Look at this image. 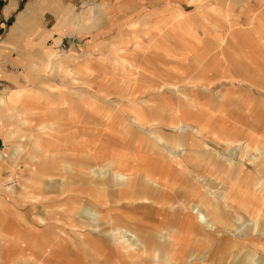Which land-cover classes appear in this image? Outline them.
Here are the masks:
<instances>
[{
	"label": "rangeland",
	"instance_id": "1",
	"mask_svg": "<svg viewBox=\"0 0 264 264\" xmlns=\"http://www.w3.org/2000/svg\"><path fill=\"white\" fill-rule=\"evenodd\" d=\"M120 1L122 6L88 9L86 3L63 0L61 39L49 35L54 15L34 12L17 23L19 7L7 20L0 17V151L5 155L0 176L5 180L16 173L18 192L24 186L22 175L34 179L46 173L42 193V184L30 188L34 202L0 190L2 224L11 229L0 231L5 239L0 257L6 264L113 263L115 243L122 239L118 236L132 239L125 229L141 225L158 236L171 234L174 260L264 264V251L248 240L252 222L238 219L245 210L232 194L226 196L228 203L223 198L231 178L203 154L204 143L214 146L208 130H250L256 110L264 113V0H175L171 7ZM4 2L0 0V14ZM17 90L21 96L15 108L2 106ZM252 143L258 146L257 159L264 160V140L255 137ZM18 145L22 149L14 155ZM168 150L185 164L177 191L142 193L141 184L147 182L143 171L153 162L169 161ZM114 155L128 161L125 182L113 175L117 164L109 161ZM42 162L48 167L43 172ZM195 183L218 206L210 211L202 207L212 228L199 223L190 232L183 203L190 200ZM75 198L106 218L82 229L88 244L61 236L47 246L62 247L60 255H30L35 246L20 236L28 238L34 229L47 232L35 218L52 223V215L62 217ZM23 211L26 221L19 216ZM73 218L82 220L78 214ZM260 218L259 225L264 215ZM257 231L262 235L264 227ZM179 242L186 244L184 252L175 251Z\"/></svg>",
	"mask_w": 264,
	"mask_h": 264
},
{
	"label": "crops",
	"instance_id": "2",
	"mask_svg": "<svg viewBox=\"0 0 264 264\" xmlns=\"http://www.w3.org/2000/svg\"><path fill=\"white\" fill-rule=\"evenodd\" d=\"M114 0H75L77 5L80 3H86L88 9L101 7L107 8L111 6H122V1L118 3H114ZM190 1V0H187ZM63 0H5L3 4L2 14H0L1 20H7L12 13H14L19 7H22L20 13L16 14V22L19 20H24L28 18L31 14L38 13L41 16L44 15H54L56 18V22L53 27L50 28V34L58 38H63L64 35V19L59 15L63 8ZM139 3L142 7L149 6H175V0H137V4ZM128 5V3H127ZM90 10L86 13L87 21H89ZM108 13H111V8ZM182 16L181 13L178 14ZM80 17V16H79ZM169 17V16H167ZM181 17H179L180 19ZM80 21V20H79ZM86 21V22H87ZM89 23V22H88ZM73 28V29H72ZM73 33H79L78 27H72ZM90 28V27H89ZM55 30V32H54ZM78 30V31H77ZM94 30V29H91ZM120 59L124 60V57L120 56ZM116 61V60H115ZM264 88V86H261ZM21 96L20 90L15 91L10 94L8 101L2 100V106L8 108H15V105ZM89 105H94V103L88 102ZM17 114H22V110H17ZM256 120L254 121V125L250 130H243L241 128H235L232 130H221V131H211L208 130L207 133L211 134V138L214 146H211L209 143H204L205 150L203 154L205 158L213 159L215 164L218 166L219 172L231 178V182L228 185V192L224 194L223 198L225 202H227V197L230 196L228 193L232 194L233 199L241 205V208L245 210L246 215L239 213V218L248 219L252 222V228L254 232L248 240L253 242L252 244L260 247L261 251H264V233L257 234V228L264 227V219L262 220V224L259 225L261 220V215H264V201L261 204L260 200H264V160H259L256 157V153H258V146L256 143H252V140L256 137V139L264 140V128L262 127L264 119V113L260 110H256ZM105 119V118H104ZM15 128V127H14ZM197 132H201L200 129L196 128ZM1 131V130H0ZM18 136L21 137V133L19 131ZM4 134V133H3ZM258 136V137H257ZM261 136V138H260ZM1 140H4L2 133L0 132ZM180 142V141H179ZM223 144H222V143ZM234 145H237L235 151L233 148ZM178 146L182 147V152H187L185 148H183L184 144L180 143ZM21 145H18L14 152V155L18 154L21 151ZM252 150V151H251ZM168 160L166 162H155L151 164L150 168L145 169V173H143L146 178V183L142 186V193H151L155 191L162 192H172L177 191L175 187L178 185V181L180 180L179 175L183 171L185 164L183 163L182 157L180 155H176L172 150H168ZM257 151V152H255ZM255 155V156H254ZM4 153L0 151V164L1 161L4 160ZM31 156L35 157V153L31 152ZM161 156H165L166 154L161 153ZM111 164H117V168H113V175L119 182H125L129 178V173H126L123 167H128V161H125L121 156L114 155L112 160L109 161ZM89 168V164L86 165ZM1 168V165H0ZM41 171L44 168H48L45 162H42L40 165ZM51 168V167H49ZM139 168V167H138ZM141 168V167H140ZM99 166H92V170L97 172ZM130 170V169H129ZM43 172V171H42ZM41 173V172H40ZM38 174V173H37ZM46 173H42L41 175H34V179L21 176V180L23 182V190L15 191L16 184L14 183V179L16 173L10 174L7 176L5 180H3L0 176V190L9 191L16 193V196L22 198L23 201H31L34 202L37 200V197L32 195V191L30 188L35 186L36 184H42L39 189L41 193L44 190L45 183H42L43 175ZM107 174V171L103 173ZM29 179L33 180L34 183L25 185V181ZM192 180V178H191ZM5 181L10 182L12 184L7 183ZM20 183V182H19ZM151 184V185H149ZM257 185V188H256ZM190 192V200L184 202V209L187 217V222L184 223L187 226L188 230L197 231L199 229V223H203L208 227H213V222L211 218L203 211L205 207L210 211L211 208H215L218 206V203L213 201V199L209 198L210 193L208 191L203 192L200 185L197 183L191 186ZM39 193V196H41ZM206 193V194H205ZM239 193V199L237 198V194ZM38 196V195H37ZM258 200V201H257ZM206 201V202H205ZM228 203V202H227ZM33 204V203H32ZM203 207V210H202ZM206 210V209H205ZM59 212H57L58 214ZM52 215V219L54 220L52 223H46L47 219L45 217L37 216L35 218V222L40 225H44L46 228L45 233L40 234L36 229L31 231V234L28 238L20 236V240H22L26 245H29L27 240L31 243V246H35L29 252L30 255H34L36 257H40V255L47 254L55 257L63 253L64 250L61 248L59 250H49L47 248L50 245V242L54 238H59L63 236L64 239H76L79 244L85 245L88 244V237L86 233L82 231L85 226L96 225L99 220H103L105 217L103 212L90 205L89 202H85L82 199H73L71 201L70 208L66 210L62 217L58 215ZM74 214H78V216L82 220L80 221L78 218H73ZM19 216L21 219L26 221V212H20ZM258 216V217H257ZM260 216V217H259ZM106 219V218H105ZM3 214L0 213V231L2 232H10V228L8 223L2 224L3 222ZM101 225V224H100ZM33 226V225H32ZM35 228H39V226L34 225ZM256 231V233H255ZM126 233H129L133 238L128 239L124 238L123 234L119 235L115 243V260L113 263L108 262L106 259L101 264H187L188 262H181V260H174L173 257V240H171V234L166 233L158 236V234L145 231L144 227L141 225H135L134 228L125 229ZM116 233V232H115ZM256 235L262 236L261 239H256ZM258 238V237H256ZM41 239V242H39ZM4 238L0 239V244L5 243ZM38 240V242H37ZM7 243H10L9 240L6 239ZM40 243V244H39ZM25 245V244H24ZM175 245L176 252H184L186 248V244L179 242ZM63 251V252H62ZM190 258V255H189ZM189 261V259L187 260ZM39 263L40 261L37 260ZM0 264H6L4 258L0 257ZM42 264V263H39ZM242 264V263H241Z\"/></svg>",
	"mask_w": 264,
	"mask_h": 264
},
{
	"label": "bare ground",
	"instance_id": "3",
	"mask_svg": "<svg viewBox=\"0 0 264 264\" xmlns=\"http://www.w3.org/2000/svg\"><path fill=\"white\" fill-rule=\"evenodd\" d=\"M252 151V150H251ZM255 152H257V151H255ZM255 156V155H254ZM260 217V216H259Z\"/></svg>",
	"mask_w": 264,
	"mask_h": 264
}]
</instances>
